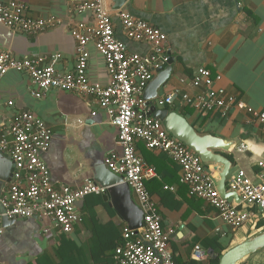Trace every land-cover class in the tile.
<instances>
[{"label": "crops", "instance_id": "obj_1", "mask_svg": "<svg viewBox=\"0 0 264 264\" xmlns=\"http://www.w3.org/2000/svg\"><path fill=\"white\" fill-rule=\"evenodd\" d=\"M16 1L26 3L32 16L53 18L56 23L38 34L18 32L0 23V51L16 59L44 57L42 65L52 64L61 72L74 70L77 41L71 30L80 23L94 24L95 16L71 10L70 0ZM123 9L168 35L174 64L160 96L178 89L189 94L201 91L193 88L191 79L204 66L213 77L221 76L215 80V88L224 87L248 107L264 111V0H129ZM114 23L117 36L131 53L149 52L148 44L127 37L115 14ZM88 49L89 78L109 85L111 76L104 57L93 42ZM33 91L38 87L27 72L9 70L0 82V123L8 124L21 110L31 111L47 122L53 138L42 157L52 180L56 186L79 187L92 176L82 165L95 161L105 164L107 154L121 148L118 128L111 120L113 108L77 92L49 88L42 97H36ZM9 100L12 105L7 103ZM163 108L185 116L200 133L225 140L229 145L225 155L232 163L227 177L229 190V180L239 169L258 180L260 162L264 160V124L254 112L235 108L224 115L218 110H192L181 96ZM137 146L158 171V177L146 185L163 227L171 232L169 245L179 264H212L213 258L220 257L222 247L229 249L264 231V226L258 227L264 214L253 206L249 207L254 212L249 227L248 222L238 229L228 226L212 205L190 195L188 186L181 182L180 166L166 153L150 150L142 141ZM7 169L8 165L0 160V173ZM209 169L218 177L214 166ZM8 183L0 174V201ZM103 195L90 193L78 202L81 220L67 234L41 216L17 218L4 226L0 264H114L115 250L124 242L127 223ZM197 244L205 250L202 260L193 255ZM239 264H264V248Z\"/></svg>", "mask_w": 264, "mask_h": 264}, {"label": "built area", "instance_id": "obj_2", "mask_svg": "<svg viewBox=\"0 0 264 264\" xmlns=\"http://www.w3.org/2000/svg\"><path fill=\"white\" fill-rule=\"evenodd\" d=\"M70 8L95 16L94 24L80 23L71 30L77 41L74 70L61 72L52 64L42 65L44 57L16 59L0 51V82L9 70L27 72L38 87V91H33L36 97H42L49 88H58L92 96L98 103L113 108L111 120L118 128L121 148L109 152L105 163L110 170L123 176L144 213L141 229L135 231L127 224L124 226V242L116 247L114 264H179L169 245L171 232L163 227L162 216L146 185L148 180L159 174L156 167L140 153L139 141L150 150L166 153L176 162L182 170L181 182L188 186L190 195L212 205L228 226L238 229L249 222L254 215L249 209L251 206L264 214V160L260 162L257 181L242 169L231 176L230 191L237 192L241 202L224 198L217 189L215 171L209 169L192 148L172 136L161 120L150 114V104L144 92L156 75L157 68L172 57L166 32L126 9L108 10L106 0H70ZM114 14L121 21L128 38L149 45L147 54L128 50L126 43L116 34ZM0 23L18 32L38 34L56 22L53 18L32 16L27 4L22 1L0 0ZM91 42L105 59L111 76L107 86L94 83L89 78L88 45ZM216 79L220 80L221 76L213 77L212 71L203 66L191 79L193 88H200L201 91L189 94L180 93L178 89L155 99V104L164 107L181 96L195 110H218L226 115L235 108H247L264 124V111L248 107L244 101L229 95L224 87L215 88ZM7 103L12 105L13 101ZM52 138L53 132L48 123L28 110L16 112L8 124L0 123V151L8 153L15 163L12 179L0 201L5 210L0 211V237L5 232L4 216L12 219L41 216L62 232L70 233L81 220L78 202L90 193L104 194L107 191L106 187L91 179L85 180L79 187L67 184L56 186L42 157ZM171 189L174 187L171 186ZM193 255L198 260L206 257L199 244L194 247Z\"/></svg>", "mask_w": 264, "mask_h": 264}, {"label": "water", "instance_id": "obj_3", "mask_svg": "<svg viewBox=\"0 0 264 264\" xmlns=\"http://www.w3.org/2000/svg\"><path fill=\"white\" fill-rule=\"evenodd\" d=\"M129 0H106L108 10L121 9ZM174 64V58L157 68L156 75L149 82L144 97L150 104V114L164 123L165 128L172 136L182 141L192 148L207 166H214L219 171L217 180V189L224 198H234L241 202L239 194L230 191L227 186V177L231 170V161L225 153L229 151V145L222 137L213 134L200 133L190 121L179 112L169 111L167 108L158 107L153 101L160 97L162 86L171 77ZM0 160L8 165L4 170L2 179L10 182L14 172V160L6 152L0 151ZM82 165V164H81ZM87 173L92 176L89 178L96 184L106 187L107 191L103 195L104 199L109 201L127 225L137 231L143 227V210L133 197L132 190L123 176L116 174L105 164L95 161L88 166H83ZM1 212L5 210L0 209ZM15 218L4 216L3 225H9ZM264 248V231L253 236H249L238 244L230 247L220 256L219 264H239L246 257L256 253Z\"/></svg>", "mask_w": 264, "mask_h": 264}, {"label": "trees", "instance_id": "obj_4", "mask_svg": "<svg viewBox=\"0 0 264 264\" xmlns=\"http://www.w3.org/2000/svg\"><path fill=\"white\" fill-rule=\"evenodd\" d=\"M192 110H193V108H191ZM189 112H190V110H189ZM259 226V228L260 227H263L264 226V220H261L260 222H259V224H258ZM228 248L227 247H222L221 248V251H220V254L222 255V253L224 252V251H226ZM220 255V256H221ZM219 262H220V257H216V258H213L212 259V264H219Z\"/></svg>", "mask_w": 264, "mask_h": 264}, {"label": "rangeland", "instance_id": "obj_5", "mask_svg": "<svg viewBox=\"0 0 264 264\" xmlns=\"http://www.w3.org/2000/svg\"><path fill=\"white\" fill-rule=\"evenodd\" d=\"M251 219H253V218H251ZM251 219H250V221L246 224L247 227H249L250 222L252 223Z\"/></svg>", "mask_w": 264, "mask_h": 264}, {"label": "bare ground", "instance_id": "obj_6", "mask_svg": "<svg viewBox=\"0 0 264 264\" xmlns=\"http://www.w3.org/2000/svg\"><path fill=\"white\" fill-rule=\"evenodd\" d=\"M105 193H106V192H105ZM105 193H104V194H105Z\"/></svg>", "mask_w": 264, "mask_h": 264}]
</instances>
